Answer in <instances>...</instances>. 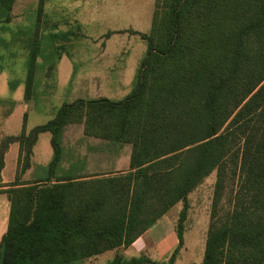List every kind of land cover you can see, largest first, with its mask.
Segmentation results:
<instances>
[{"label": "trees", "instance_id": "trees-1", "mask_svg": "<svg viewBox=\"0 0 264 264\" xmlns=\"http://www.w3.org/2000/svg\"><path fill=\"white\" fill-rule=\"evenodd\" d=\"M140 37L147 50L125 99L64 104L29 133L24 116L20 135L1 141L0 172L12 143L25 171L41 133L51 134L53 156L45 179L0 184L10 202L0 264H75L126 249L214 170L202 264H264V0H155L150 32ZM39 52L34 44L27 96ZM70 124L129 145L128 169L56 177L61 132ZM226 179L229 209L217 216ZM177 241L173 254L181 233ZM172 263L117 256L107 264Z\"/></svg>", "mask_w": 264, "mask_h": 264}, {"label": "rangeland", "instance_id": "rangeland-1", "mask_svg": "<svg viewBox=\"0 0 264 264\" xmlns=\"http://www.w3.org/2000/svg\"><path fill=\"white\" fill-rule=\"evenodd\" d=\"M4 5V0H0V119L14 113L12 120L19 133L24 114L25 131L29 133L53 120L64 104L99 97L118 101L130 94L147 50L140 36L150 32L155 0H13L8 12L2 8ZM34 44H38L40 52L27 96L26 75ZM22 106L28 108L26 112L21 111ZM83 129L82 124L63 128L56 177L128 169L129 145L85 136ZM37 138L35 152L39 157L30 159L23 172L22 160L17 165L15 181L19 185L48 177L53 156L51 134L41 133ZM216 180L214 170L187 195L185 203H177L158 220L149 252L129 250L121 255L122 260L142 257L150 262L169 263L173 257L172 264H202ZM228 184L226 179L218 198L217 216L228 212ZM185 206V219L179 225ZM6 210L0 201V219ZM167 233L175 240L173 246L162 240ZM178 233L183 242L173 254ZM116 254L119 250L75 264H107Z\"/></svg>", "mask_w": 264, "mask_h": 264}, {"label": "crops", "instance_id": "crops-1", "mask_svg": "<svg viewBox=\"0 0 264 264\" xmlns=\"http://www.w3.org/2000/svg\"><path fill=\"white\" fill-rule=\"evenodd\" d=\"M100 98H104V99L109 100L108 98H105V97H99V98L90 99V100H96V99H100ZM85 101H89V100H85ZM110 101H113V100H110ZM118 101H121V100H118ZM27 109L28 108L26 106H22L21 111L26 112ZM13 114L14 113L9 112L7 114V116L5 117V119H2V120L0 119V142L6 137L16 138L21 133V131L19 133L18 130L15 128V123L12 120ZM24 116L26 117V114H24ZM24 116H23V118H24ZM38 143H39V140L37 138V141L33 145L32 150H31V156H30L31 160L32 159L34 160L35 156L39 157V154H37L35 152V149H36V146H38ZM18 155H19V144L18 143L10 144L8 146L4 156H3V169L0 172V184L1 185L7 186L9 184H12L15 181V176H16V171H17ZM39 162L44 163L43 161H39ZM6 189H7L6 187L3 188V190H6ZM0 201H3L6 205V208H7L6 212H3V216L0 219V242H1L3 236L5 235V233L7 231V227H8V219H9V213H10V202H9V199H8L6 194H0ZM156 227H157V225H155L153 228H151L150 230L145 232L135 242H133L128 248H126V249L119 248V249L113 250V251L119 250V255L116 254V256L122 258L121 255H123V253H127L129 250H132V251L134 250L135 253H140L142 251H146V253L149 252L150 249L153 248L151 244L153 242L154 236L157 233V231L155 230ZM162 238H163L162 240L169 242V246H173L175 244V240H174V238L172 239L171 233H167V235L165 237L162 236ZM108 252H112V251H108ZM105 253H107V252H105Z\"/></svg>", "mask_w": 264, "mask_h": 264}]
</instances>
